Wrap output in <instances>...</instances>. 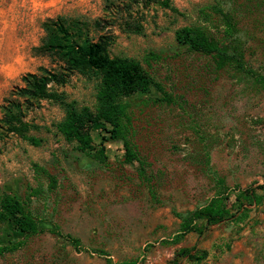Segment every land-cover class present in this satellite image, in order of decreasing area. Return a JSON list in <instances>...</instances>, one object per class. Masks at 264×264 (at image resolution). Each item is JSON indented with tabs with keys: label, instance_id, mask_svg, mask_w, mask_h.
<instances>
[{
	"label": "rangeland",
	"instance_id": "374dc122",
	"mask_svg": "<svg viewBox=\"0 0 264 264\" xmlns=\"http://www.w3.org/2000/svg\"><path fill=\"white\" fill-rule=\"evenodd\" d=\"M158 1L0 0V117L4 100L11 93L15 99L23 87V76L60 69L55 58L35 51L42 24L58 16L98 22L90 37L103 38L110 57L137 60L162 87L123 100L137 157L132 163L125 162L121 142L105 143L104 163L81 155L56 131L64 116L59 105L26 104L23 121L40 144L16 134L0 139V190L20 194L44 232L0 256V264H264V196L242 222L160 243L178 232L174 213L193 211L215 195L217 178L231 190V202L234 188L264 183V89L229 67L216 68L210 57L180 49L174 39L181 27H201L229 50L215 10L220 7L235 21L247 65L264 75V0ZM133 22L140 34L126 27ZM97 85L94 77L73 72L55 88L78 107L93 108ZM9 238L23 236L2 228L0 241ZM182 248L207 257L177 259Z\"/></svg>",
	"mask_w": 264,
	"mask_h": 264
},
{
	"label": "trees",
	"instance_id": "16d2710c",
	"mask_svg": "<svg viewBox=\"0 0 264 264\" xmlns=\"http://www.w3.org/2000/svg\"><path fill=\"white\" fill-rule=\"evenodd\" d=\"M141 2L148 6L159 3L158 0ZM160 4L169 7L168 1ZM215 10L223 21L224 34L230 40L229 50L221 47L216 40L210 39L203 28L195 26L177 29L174 33L176 45L187 52L210 57L218 69L229 67L249 76L264 89V75L247 65L244 52L238 45L235 21L220 7H215ZM125 24L134 34L142 31V27L136 22ZM93 26H98V22L90 23L81 18L62 16L48 19L42 24L44 36L35 51L55 58L61 64L60 69L28 73L21 78L23 87L15 96L16 100L11 93L1 107L0 139L16 134L31 145L38 146L40 141L28 135L31 126L23 121V110L32 101L48 100L63 110L64 116L55 128L60 137L72 145L76 152L98 163H104L107 160L105 143L121 142L125 162L132 163L137 159L128 139L130 117L128 105L123 100L137 94L149 95L152 90L161 92L162 87L137 60L110 57L107 42L103 38L94 41L90 37ZM73 72L94 77L98 81L93 108L78 107L56 90L55 87L65 84L69 74ZM35 170H39L37 165ZM45 174L50 184H54V177L47 172ZM215 182L217 191L204 206L185 213H174L180 221L178 232L171 239L160 241L161 245L175 244L190 233L201 235L210 226L223 222H242L248 218L251 207L258 206L264 196V183L245 189L236 187L237 189H233L235 195L231 202L228 194L231 190L224 186L222 179L217 178ZM6 227L21 234L23 239L9 238L0 241V256L18 251L24 247L26 239L44 232L35 213L20 194L0 190V230ZM64 238L73 247L80 244L78 239L70 235H65ZM150 247L152 246L147 248ZM175 256L177 259L187 258L189 261L201 262L207 257V252L182 248Z\"/></svg>",
	"mask_w": 264,
	"mask_h": 264
}]
</instances>
